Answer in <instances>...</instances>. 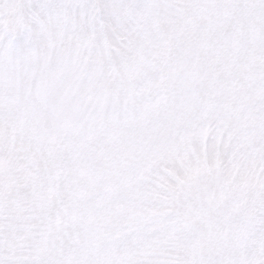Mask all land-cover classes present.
I'll list each match as a JSON object with an SVG mask.
<instances>
[{"label": "snow or ice", "instance_id": "1", "mask_svg": "<svg viewBox=\"0 0 264 264\" xmlns=\"http://www.w3.org/2000/svg\"><path fill=\"white\" fill-rule=\"evenodd\" d=\"M0 264H264V0H0Z\"/></svg>", "mask_w": 264, "mask_h": 264}]
</instances>
